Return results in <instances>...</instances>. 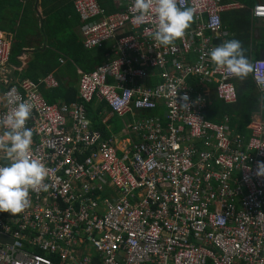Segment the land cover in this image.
I'll list each match as a JSON object with an SVG mask.
<instances>
[{"label": "built area", "instance_id": "obj_1", "mask_svg": "<svg viewBox=\"0 0 264 264\" xmlns=\"http://www.w3.org/2000/svg\"><path fill=\"white\" fill-rule=\"evenodd\" d=\"M131 4L115 0L110 13L98 0H76L83 46L117 42L143 80L103 64L82 73L79 103L49 104L40 83L57 87L51 76L12 79L10 45L0 38V116L23 100L32 104L31 149L50 169L48 191L30 192V207L0 213V235L12 239L0 244V264H264V176L256 174L264 163V122L255 117L245 137L204 114L209 87L225 104L238 101L237 78L215 71L207 55L224 37L223 14L235 4L185 0L194 20L168 47L153 40L151 17L133 23ZM252 16L264 18V5ZM251 63L249 75L262 91L264 58ZM152 71L157 75L149 77ZM154 77L158 83L149 84ZM185 95L188 111L180 108ZM94 96L118 116L131 114L130 131L105 141L86 115L84 103ZM161 106L163 115L146 117ZM105 185L121 198L94 197Z\"/></svg>", "mask_w": 264, "mask_h": 264}, {"label": "clouds", "instance_id": "obj_2", "mask_svg": "<svg viewBox=\"0 0 264 264\" xmlns=\"http://www.w3.org/2000/svg\"><path fill=\"white\" fill-rule=\"evenodd\" d=\"M260 4L264 5V3H258L257 5ZM129 11L133 14L134 24H143L149 17L153 19L154 28L151 29L152 38L157 46L164 47L174 45L177 40L184 37L187 29L191 26L195 15V10L193 8L185 7V0H132ZM253 18L264 20V18ZM0 38L7 41L10 45V58L7 65V67H9L11 64L12 43L4 35L0 34ZM87 50H96L105 54V61L99 66H102L103 64L117 63L124 74L132 76L138 83L143 82L142 78L135 74L138 67L133 61L131 54L121 52L117 42L110 40L104 44V48ZM207 55L210 57V61L214 66L215 71H224L237 79H246L250 76L249 74L254 71V65L251 63L252 60L250 61L245 55L243 45L241 41L237 39L224 41L222 44L213 47ZM82 73L89 72L81 70L78 83V101L75 103L82 101L80 98V78ZM50 76L59 83L55 88L60 87V82L52 75H46L43 79H39L38 81L30 80L39 83L40 80H44ZM23 79L29 78H21L19 80ZM42 86L47 87L41 82L40 88ZM47 88L55 89L54 87ZM262 91H264V89H262ZM262 91L260 92L264 95V92ZM13 92L14 90L9 92V95H13ZM176 97L177 94L174 101L177 104ZM98 99L102 101L112 116L124 119L123 128L120 131L112 132L108 127L109 124L107 121L103 122L98 115L99 120L102 121L101 124L109 131L110 136L112 138L117 136L121 137L124 132H129L130 128H128V125L131 124L133 116L131 114L124 117L118 116L112 112L106 101L100 97L94 96L91 102L84 103L87 117L89 118L88 115H90V113L99 114L98 111L94 112L89 109ZM180 99L182 101L180 108L188 111L190 107L188 96H182ZM161 107L165 109L163 106ZM32 111V104L29 101L23 100L17 103L15 107H13L11 111H8L4 116H0V213H9L13 216L22 213L31 205L29 198L30 192L48 191L50 187L49 184L45 183V180L49 176L50 169H48L45 164L33 154L31 149L33 144V131L26 126V123L30 119ZM133 115L135 118L143 117L142 114L137 111H135ZM146 115V117H148L163 115V113L159 114L156 110V112L147 113ZM255 117H259L263 121L262 114L254 115L253 121ZM257 167V176H264V163H258ZM5 238H7V240L0 242V244L11 243V238ZM9 239H11V241H9Z\"/></svg>", "mask_w": 264, "mask_h": 264}, {"label": "crops", "instance_id": "obj_3", "mask_svg": "<svg viewBox=\"0 0 264 264\" xmlns=\"http://www.w3.org/2000/svg\"><path fill=\"white\" fill-rule=\"evenodd\" d=\"M226 1L234 3L235 7L223 14L225 27L223 38H239L242 35H249L250 60L254 61L257 58L264 57V20L253 18L252 25L249 24V17L246 13L251 16L250 13L254 6H250L247 3L248 0ZM70 2L71 0H20V2L15 3L11 2V0H0V34L8 38L12 44L14 39L18 38L23 48V53L18 58L20 65H14L11 62L8 67L9 75L12 79L18 81L23 77L25 69L29 67L33 70L32 73L35 75L36 80L43 79L46 75L54 76L60 82V87L49 89L42 86L40 90L43 94L48 93L52 104L57 105L60 103L72 104L78 101L79 75L82 70L76 63L67 59L66 53L60 49L61 47L65 51L69 49L73 39L72 32L74 33L73 36L80 38L78 14L74 12V14L70 15V10L67 7ZM257 3H264V0H256ZM116 4L119 5V2ZM18 9L23 11L20 20L22 21L24 18V23L21 24L20 21L15 28L12 20L16 19L15 16ZM49 10L51 12L60 11L58 12L62 14L60 22L56 16H53L54 14L50 15L51 21H48L46 12ZM224 16L229 19V24H227L226 20L224 21ZM68 19H70V22ZM35 21L37 24H35ZM48 27H50L48 30L49 36L43 38V34ZM155 74L157 75V71H152L149 77ZM158 81L159 78L154 77L150 80V83L156 84ZM46 101L48 102L47 98ZM89 109L94 112L98 111L99 117L103 122L107 121L108 127L112 132L122 129V126L114 123V116L111 115L100 99L96 100ZM163 111V108H159L157 113L162 114ZM101 120L98 121L102 123ZM228 120V117H225L220 124H226L229 128ZM250 125L248 126L249 130ZM245 137H249V134ZM109 191L110 193H108ZM109 195V199L121 198L118 190L106 185L102 189L97 190L94 197L105 198Z\"/></svg>", "mask_w": 264, "mask_h": 264}, {"label": "trees", "instance_id": "obj_4", "mask_svg": "<svg viewBox=\"0 0 264 264\" xmlns=\"http://www.w3.org/2000/svg\"><path fill=\"white\" fill-rule=\"evenodd\" d=\"M47 1V0H44ZM70 1V0H69ZM76 0H71L69 5H67L68 9L70 10V15L77 13L74 2ZM11 2H20V0H11ZM100 5L108 10V12L113 13L116 12L117 9L115 8V0H98ZM225 2H227L225 0ZM250 4V6H256V0H248L247 2ZM73 9V11H72ZM21 10L18 9L16 16L14 20H12V23L14 24V27L17 26V24L21 21ZM56 11L51 12L50 10L46 12V15L48 16V21H51L50 15L56 14ZM251 16H249V13H246V15L249 17V24L253 23V16L252 12L250 13ZM66 18H68L66 16ZM70 22V19H68ZM226 20L227 24H229V19L224 16V21ZM21 24L24 23V18L20 22ZM78 24L81 25L80 17L78 16ZM252 25V24H251ZM13 27V30H14ZM50 27L46 28L49 30ZM72 34V43L68 50H64L62 47L60 48L62 52H65L67 55V59L71 60L72 62L76 63L83 71L91 72L95 70L101 63L105 61V54L103 52H99L96 50H87L84 48L80 38L78 36H73ZM240 38V39H239ZM239 38H221L216 41L217 46L222 44L225 39L226 41L237 39L241 41L244 49L245 55L250 60V52H249V42H250V36L249 35H242L239 36ZM22 45L18 38L14 39V42L12 44V56H11V62L14 65H20V61L18 60V57L22 54ZM251 61V60H250ZM31 68H27L25 70V73L22 78H29V79H35L34 81H38L35 78V75L32 73ZM235 86L238 91V101L234 104H225L222 101L218 100L215 94L214 87H209L206 90V96H207V102L208 107L206 111H204V114L208 120H211L216 123H222L225 117H228V125H229V131L234 133H241L242 135L247 136L251 131L248 129V126L252 123L254 115L262 114L263 122H264V96L257 88L254 80L252 77L248 76L246 79H234ZM151 84V83H149ZM152 85V84H151ZM203 89V93H204ZM45 98L48 99V102L52 104V101L49 99V94L44 93L43 94ZM91 119L93 126L95 129H98L103 132V137L105 141H111V136L108 130L98 121L99 117L97 113H90L88 115Z\"/></svg>", "mask_w": 264, "mask_h": 264}, {"label": "rangeland", "instance_id": "obj_5", "mask_svg": "<svg viewBox=\"0 0 264 264\" xmlns=\"http://www.w3.org/2000/svg\"><path fill=\"white\" fill-rule=\"evenodd\" d=\"M69 1V0H68ZM76 2V1H75ZM75 2H74V4H75ZM57 13L56 14H54L53 16H56L57 18H58V20H59V22H60V17H62L61 15V13H58V12H60V11H56ZM35 24H37L36 23V21H35ZM49 36V31L46 29L45 30V33L43 34V38L45 37H48ZM264 96V95H263ZM64 105L63 104H59V107H63ZM123 120L124 119H121L120 117H116V116H114V123L115 124H118V125H120V126H122V128H123Z\"/></svg>", "mask_w": 264, "mask_h": 264}, {"label": "water", "instance_id": "obj_6", "mask_svg": "<svg viewBox=\"0 0 264 264\" xmlns=\"http://www.w3.org/2000/svg\"><path fill=\"white\" fill-rule=\"evenodd\" d=\"M5 240H7V238L0 236V242H4ZM9 241H11V239H9Z\"/></svg>", "mask_w": 264, "mask_h": 264}]
</instances>
